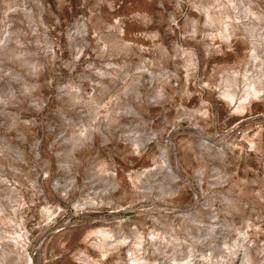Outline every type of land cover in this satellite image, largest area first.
<instances>
[{
	"label": "rangeland",
	"instance_id": "1",
	"mask_svg": "<svg viewBox=\"0 0 264 264\" xmlns=\"http://www.w3.org/2000/svg\"><path fill=\"white\" fill-rule=\"evenodd\" d=\"M0 264H264V0H0Z\"/></svg>",
	"mask_w": 264,
	"mask_h": 264
}]
</instances>
